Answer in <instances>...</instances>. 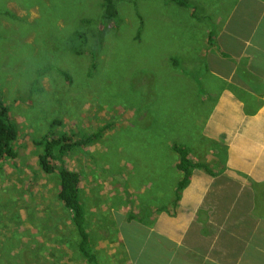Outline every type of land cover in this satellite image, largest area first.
Listing matches in <instances>:
<instances>
[{"label": "rangeland", "instance_id": "rangeland-1", "mask_svg": "<svg viewBox=\"0 0 264 264\" xmlns=\"http://www.w3.org/2000/svg\"><path fill=\"white\" fill-rule=\"evenodd\" d=\"M187 1L116 0L118 17L107 20L103 0H0V98L19 129L17 157L0 159V264H85L58 174L39 166L36 140L55 119V133L101 131L52 163L81 174L103 264H116L119 219L176 211L171 143L196 153L190 112L206 82L195 63L238 0Z\"/></svg>", "mask_w": 264, "mask_h": 264}, {"label": "crops", "instance_id": "crops-1", "mask_svg": "<svg viewBox=\"0 0 264 264\" xmlns=\"http://www.w3.org/2000/svg\"><path fill=\"white\" fill-rule=\"evenodd\" d=\"M217 31L195 63L206 82L190 112L196 153L182 143L206 168L175 212L117 219L132 264H264V1L238 0Z\"/></svg>", "mask_w": 264, "mask_h": 264}, {"label": "trees", "instance_id": "trees-1", "mask_svg": "<svg viewBox=\"0 0 264 264\" xmlns=\"http://www.w3.org/2000/svg\"><path fill=\"white\" fill-rule=\"evenodd\" d=\"M172 1L186 7L192 6V4L187 0ZM102 17L107 20H112L118 17L116 0H103ZM213 24L214 23H212L210 31L207 35L208 45L211 47L217 44L218 31L215 30V24ZM217 48L220 51V48ZM191 118L192 115L190 114V119ZM60 123L61 122L58 119L52 121L50 125V133L43 137L42 140H36L40 146L43 145L44 147V152H41L38 156L39 166L47 174L56 172L58 174L60 184L58 198L62 202L64 208L72 213V233L77 238V248L83 257L84 263L103 264L102 258L98 255L97 251L93 247V239L89 230L86 208L81 200V174L76 170L69 169L65 166L57 167L52 163V161H60L65 153L73 151L74 149L83 151L84 146L89 145L100 138L101 131L90 135H84L82 137L78 135H68L66 131H59L55 133V127L60 125ZM18 136V126L16 122L11 119L8 107L5 105L2 98H0V159H15L17 157V151L14 148V142L18 139ZM171 147L178 156L176 168L182 174L175 189V200L173 202V206L176 207L179 199L181 198L182 191L190 181V176L193 169L197 167H206L204 164L194 162L190 158L189 149L186 146L173 142ZM130 214L133 215V213ZM134 216L135 217H131V215H128V221H131L135 218H140L137 215ZM109 243L112 245L110 246L111 249H113V246L116 247V264H125L124 262L131 264L129 253L121 237L118 239H112ZM27 250L29 252L33 251L31 249ZM17 259L20 260V258Z\"/></svg>", "mask_w": 264, "mask_h": 264}]
</instances>
